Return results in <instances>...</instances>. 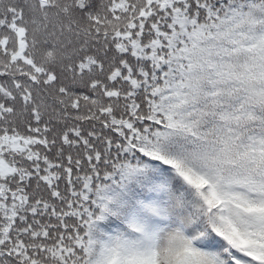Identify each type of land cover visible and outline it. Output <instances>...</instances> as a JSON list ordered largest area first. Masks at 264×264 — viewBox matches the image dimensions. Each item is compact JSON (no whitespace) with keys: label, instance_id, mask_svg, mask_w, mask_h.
Here are the masks:
<instances>
[{"label":"snow or ice","instance_id":"snow-or-ice-1","mask_svg":"<svg viewBox=\"0 0 264 264\" xmlns=\"http://www.w3.org/2000/svg\"><path fill=\"white\" fill-rule=\"evenodd\" d=\"M0 264H264V0H0Z\"/></svg>","mask_w":264,"mask_h":264}]
</instances>
